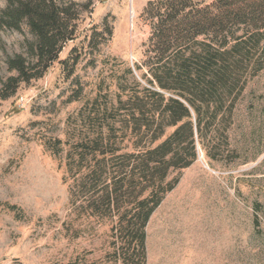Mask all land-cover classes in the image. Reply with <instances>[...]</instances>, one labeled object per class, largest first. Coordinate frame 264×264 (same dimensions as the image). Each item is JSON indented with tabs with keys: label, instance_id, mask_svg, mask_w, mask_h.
Listing matches in <instances>:
<instances>
[{
	"label": "rangeland",
	"instance_id": "rangeland-1",
	"mask_svg": "<svg viewBox=\"0 0 264 264\" xmlns=\"http://www.w3.org/2000/svg\"><path fill=\"white\" fill-rule=\"evenodd\" d=\"M58 1L77 15L75 38L59 56L78 57L72 75L56 62L0 101V264H120L111 221L89 217L80 198L70 203L65 155L105 123L104 109L132 78L140 81L149 0ZM32 40L25 25L0 31V79L13 74L6 58L25 57ZM197 152L148 221L146 264H264V72L215 135L214 158L199 144Z\"/></svg>",
	"mask_w": 264,
	"mask_h": 264
},
{
	"label": "trees",
	"instance_id": "trees-1",
	"mask_svg": "<svg viewBox=\"0 0 264 264\" xmlns=\"http://www.w3.org/2000/svg\"><path fill=\"white\" fill-rule=\"evenodd\" d=\"M3 1L0 31L25 25L33 40L25 57L6 58L13 74L0 79V101L56 62L71 76L78 57L59 60L75 38L71 6ZM140 18L149 29L135 65L140 81L132 78L104 109L105 123L65 155L70 203L80 198L89 217L111 221L113 262L120 264H146L152 213L197 160V144L214 158L215 135L228 130L247 83L264 72V0H149Z\"/></svg>",
	"mask_w": 264,
	"mask_h": 264
}]
</instances>
